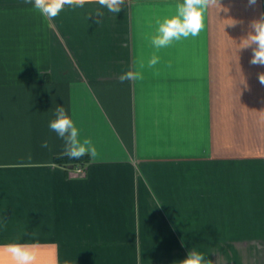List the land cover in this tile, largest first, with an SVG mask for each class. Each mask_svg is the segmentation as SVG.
Instances as JSON below:
<instances>
[{
    "label": "crops",
    "instance_id": "crops-1",
    "mask_svg": "<svg viewBox=\"0 0 264 264\" xmlns=\"http://www.w3.org/2000/svg\"><path fill=\"white\" fill-rule=\"evenodd\" d=\"M177 2L113 14L88 0L49 19L0 0V246H35L34 264H179L192 250L264 264V65L241 49L264 0H219L227 12L209 7L198 36L157 52L147 37ZM57 106L95 158L57 160Z\"/></svg>",
    "mask_w": 264,
    "mask_h": 264
},
{
    "label": "clouds",
    "instance_id": "clouds-1",
    "mask_svg": "<svg viewBox=\"0 0 264 264\" xmlns=\"http://www.w3.org/2000/svg\"><path fill=\"white\" fill-rule=\"evenodd\" d=\"M88 0H25V3L32 4L33 7L49 19L59 15L64 6L73 8H82ZM98 4L106 8L108 12L118 14L122 10L125 0H97ZM256 0H249L250 5H254ZM220 5V10L227 12V8H222L219 0H182L175 4V13L170 17H164L157 20L154 33L147 37L150 45L158 52L160 49L167 48L174 41L182 38L196 37L205 27V13L209 7ZM97 16H103V12L96 10ZM234 21L230 25H234ZM250 31L246 38H242L243 48L252 47L253 55L250 63L253 65H264V16L259 20H254L250 25ZM160 62V57L153 53L147 59L149 68L155 67ZM143 62L141 67H143ZM142 73L139 71H127L120 76V81L142 79ZM258 79L264 85V73L258 74ZM245 87L247 85L245 84ZM55 118L49 121L48 127L57 136L65 141L63 155L70 160H79L84 156L95 158L97 149L90 138L80 139L81 130L76 126L74 120L67 114L63 106H57L55 109ZM48 141L42 142L41 147L48 148ZM35 246L9 243L0 246V264H6L4 254L9 258L8 264H34L37 255L34 250ZM179 264H211L203 253L192 250L188 257L179 262Z\"/></svg>",
    "mask_w": 264,
    "mask_h": 264
},
{
    "label": "trees",
    "instance_id": "trees-1",
    "mask_svg": "<svg viewBox=\"0 0 264 264\" xmlns=\"http://www.w3.org/2000/svg\"><path fill=\"white\" fill-rule=\"evenodd\" d=\"M57 160L60 162H76V161L85 162V161H88V157L84 156L79 160H70L68 157L64 156V157L58 158Z\"/></svg>",
    "mask_w": 264,
    "mask_h": 264
},
{
    "label": "built area",
    "instance_id": "built-area-1",
    "mask_svg": "<svg viewBox=\"0 0 264 264\" xmlns=\"http://www.w3.org/2000/svg\"><path fill=\"white\" fill-rule=\"evenodd\" d=\"M76 170L80 174H83L85 172V168L82 165H79Z\"/></svg>",
    "mask_w": 264,
    "mask_h": 264
}]
</instances>
